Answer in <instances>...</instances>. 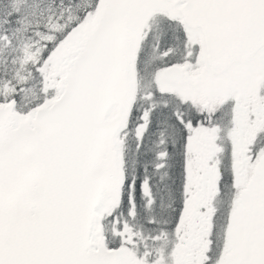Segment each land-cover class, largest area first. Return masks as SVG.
Segmentation results:
<instances>
[{
  "label": "snow or ice",
  "instance_id": "1",
  "mask_svg": "<svg viewBox=\"0 0 264 264\" xmlns=\"http://www.w3.org/2000/svg\"><path fill=\"white\" fill-rule=\"evenodd\" d=\"M0 264H264V0H0Z\"/></svg>",
  "mask_w": 264,
  "mask_h": 264
}]
</instances>
